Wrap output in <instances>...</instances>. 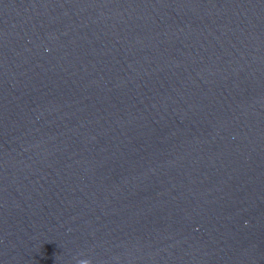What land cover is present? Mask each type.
Listing matches in <instances>:
<instances>
[{
    "label": "water",
    "instance_id": "obj_1",
    "mask_svg": "<svg viewBox=\"0 0 264 264\" xmlns=\"http://www.w3.org/2000/svg\"><path fill=\"white\" fill-rule=\"evenodd\" d=\"M0 264H264V0H0Z\"/></svg>",
    "mask_w": 264,
    "mask_h": 264
}]
</instances>
